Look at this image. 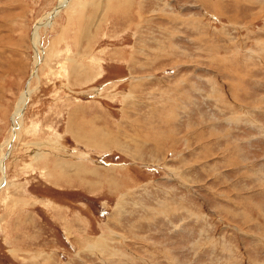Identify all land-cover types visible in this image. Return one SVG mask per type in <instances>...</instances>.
Returning a JSON list of instances; mask_svg holds the SVG:
<instances>
[{
    "label": "rangeland",
    "instance_id": "rangeland-1",
    "mask_svg": "<svg viewBox=\"0 0 264 264\" xmlns=\"http://www.w3.org/2000/svg\"><path fill=\"white\" fill-rule=\"evenodd\" d=\"M59 1L0 0V156L36 28L42 56L0 264H264V0H70L38 28Z\"/></svg>",
    "mask_w": 264,
    "mask_h": 264
},
{
    "label": "bare ground",
    "instance_id": "bare-ground-1",
    "mask_svg": "<svg viewBox=\"0 0 264 264\" xmlns=\"http://www.w3.org/2000/svg\"><path fill=\"white\" fill-rule=\"evenodd\" d=\"M59 1V0H58ZM68 1H70V0H60L59 1V3L50 11V12H48L45 16H44V18L42 19V21H40V22H37L36 23V25H37V27L38 26H40V25H47V24H49V23H51L52 22V20H53V18L54 17H56V15L59 13V11L67 4V2ZM71 2V1H70ZM39 28V27H38ZM36 30H37V28H36ZM34 31V35H33V37H32V40H33V46H34V59H33V67H32V69H33V71H32V74H31V76H30V78H29V80L27 81V84H26V87H25V89H24V91H22L21 92V94L19 95V98H18V101H17V103H16V106H15V109H14V114H13V116H12V124H11V130H10V134H9V136L6 138V140H5V146H4V150H3V153H2V156H0V168H2L3 166V159L5 158V157H8L9 155H10V153H11V151H12V149L14 148L13 147V144H14V141L16 140V139H18L17 138V134H18V131H19V129L21 128V125H20V117H21V115L23 114V112H24V109H25V107H26V104H27V102H28V100H29V96H30V93L32 92V91H30L31 90V88H29L30 87V84H31V82L33 81V79L35 78V80H37L38 79V77H37V70H38V66H39V64H41V61H42V56H40V50H39V47L38 46H36L37 45V42H38V39H37V31ZM40 46V45H39ZM40 68H41V66H40ZM37 77V79H36V77ZM37 84V83H36ZM36 86V85H35ZM36 88V87H35ZM17 122V123H16ZM18 128V129H17ZM16 129V130H15ZM14 131H15V136H14ZM88 132H90L89 133V138H90V141H91V143H93V140H94V135H97V131L94 129L93 131H88ZM19 134H20V132H19ZM75 137V136H74ZM76 138V137H75ZM78 140V139H77ZM81 141H85V140H83V139H81ZM110 141V140H109ZM108 141V143H110V146H114L115 144L112 142V141H110L109 142ZM101 142H103V141H101ZM98 146V143L96 142L95 144H93V146ZM103 146V145H102ZM117 146V145H116ZM115 147V146H114ZM30 153H33V151L32 152H30ZM36 154V153H35ZM40 155V154H39ZM40 157V156H39ZM6 166V165H5ZM1 172V171H0ZM2 173V172H1ZM5 173V172H4ZM3 175V174H2ZM5 175V174H4ZM4 177V176H3ZM3 179H0V189H1V187H2V184H3ZM5 182V181H4Z\"/></svg>",
    "mask_w": 264,
    "mask_h": 264
}]
</instances>
